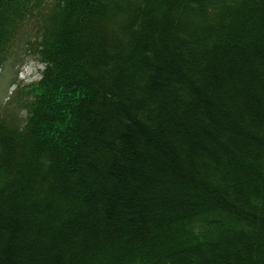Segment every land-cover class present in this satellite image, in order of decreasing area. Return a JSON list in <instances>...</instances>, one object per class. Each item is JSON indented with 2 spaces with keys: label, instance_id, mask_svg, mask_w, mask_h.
<instances>
[{
  "label": "trees",
  "instance_id": "1",
  "mask_svg": "<svg viewBox=\"0 0 264 264\" xmlns=\"http://www.w3.org/2000/svg\"><path fill=\"white\" fill-rule=\"evenodd\" d=\"M0 264H264V0H0Z\"/></svg>",
  "mask_w": 264,
  "mask_h": 264
},
{
  "label": "rangeland",
  "instance_id": "2",
  "mask_svg": "<svg viewBox=\"0 0 264 264\" xmlns=\"http://www.w3.org/2000/svg\"><path fill=\"white\" fill-rule=\"evenodd\" d=\"M44 64L27 53L23 45L17 46L0 67V118L17 126L27 116L26 103L32 100L30 84L42 77Z\"/></svg>",
  "mask_w": 264,
  "mask_h": 264
}]
</instances>
